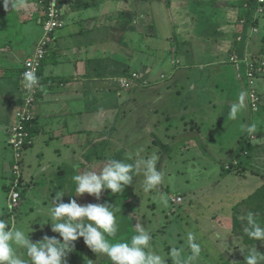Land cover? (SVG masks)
Returning a JSON list of instances; mask_svg holds the SVG:
<instances>
[{"label": "crops", "instance_id": "crops-1", "mask_svg": "<svg viewBox=\"0 0 264 264\" xmlns=\"http://www.w3.org/2000/svg\"><path fill=\"white\" fill-rule=\"evenodd\" d=\"M251 3L256 5V0H64L65 24L54 31L38 68L44 91L39 90L35 97L34 118L29 124L32 141L22 150L25 180L19 177V202L9 207L15 178L13 158L7 151V129L23 101L21 74L43 35L40 19L45 12L38 0H23L19 10L7 11L0 0V185L7 192V204H3L7 211L0 218H11L14 223L19 208L18 227L32 223L33 229L28 230L33 231L30 236L34 241L45 234L58 236L48 225L42 232L39 224H46V210L57 193L66 192L64 202L75 195L71 178L77 169L99 171L109 158L156 153L160 156L157 168L165 174L164 184L144 193L140 175L123 193L114 195L131 208L128 216L133 229L135 224L141 226L137 213L145 200L159 199L162 193L170 197L167 192L171 186L196 184L197 191L188 188L189 195L178 193L180 203L170 199L168 207L158 204L163 217L155 214L156 203H145L152 210L148 224L164 233L167 225L168 229L181 220L183 226L200 233L205 246L214 244V254L226 256L231 264H244L246 249L258 247L257 242L248 240L245 222L234 215L228 218L227 213H210V205L195 194L211 184L207 183L212 182L210 172L217 174L212 184L222 181L223 165L237 161L244 141L251 145L255 141L241 125L258 126V119L264 116L250 108L244 74L246 62L264 63V36L258 37L264 11L253 16ZM230 54L244 59L240 69ZM132 71L139 74V82L122 88L118 78ZM259 81L264 82V65L256 73L255 87ZM241 92L245 93L246 107L232 120L228 113ZM259 97L260 111L264 93ZM260 160L256 163L264 167ZM244 167L246 163L240 166ZM202 170L200 178H186L189 171L192 176ZM175 174L184 177L174 179ZM237 175L241 177L239 188L245 190L243 184L251 182L248 174ZM258 184L254 182L257 190L264 185ZM232 191L235 196L236 189ZM204 193L203 199L214 194L212 205L217 207L215 193ZM111 194L110 190L103 192L99 201L87 193L75 198L84 203L89 198L91 203H112ZM244 194L240 199L246 197L250 206L251 196ZM183 204L182 214L188 218L178 219L175 211ZM252 205L259 217V202ZM3 207L1 204L0 210ZM193 210L196 215L189 218ZM239 222L241 225L235 227ZM177 227L173 230L176 234ZM176 238L182 240L185 235ZM222 240H226L225 252L217 250ZM166 245H162L164 251L169 247ZM68 256L73 260L74 256Z\"/></svg>", "mask_w": 264, "mask_h": 264}, {"label": "clouds", "instance_id": "clouds-1", "mask_svg": "<svg viewBox=\"0 0 264 264\" xmlns=\"http://www.w3.org/2000/svg\"><path fill=\"white\" fill-rule=\"evenodd\" d=\"M3 6L6 11L19 10L23 0H3ZM28 68L22 74V87L31 94L40 85V78L30 64ZM40 90L44 91L42 87ZM245 107V93L241 92L238 101L230 107L229 117L236 120ZM241 128L249 136L258 130L255 123L241 125ZM159 160L156 153L141 157L137 152L128 153L123 159L109 158L99 171L77 169V174L71 178L75 195H70L68 202H64L66 192L57 193L44 216L48 223L41 224V228L50 225L51 231L58 236L45 234L34 241L30 236L33 231L28 230L33 229L32 223L18 227L0 218V264H68L67 257L75 248L74 242L81 237L95 255L107 257L111 264H167L168 258L172 264H199L203 240L198 232L187 230L184 244L172 245L164 251L154 243L152 231L143 226L135 224L130 237L120 236L118 213L121 209L113 203L82 204L75 198L87 193L99 201L107 190L113 195L123 193L133 183V178L140 175L143 176V192L151 193L165 182V174L157 168ZM169 201L168 194L162 193L158 202L168 207ZM242 220L246 222L244 232L247 237L264 242V223L259 220L258 213L249 210ZM217 238H220L219 233ZM244 264H264V253L259 252L256 245L247 248Z\"/></svg>", "mask_w": 264, "mask_h": 264}, {"label": "rangeland", "instance_id": "rangeland-1", "mask_svg": "<svg viewBox=\"0 0 264 264\" xmlns=\"http://www.w3.org/2000/svg\"><path fill=\"white\" fill-rule=\"evenodd\" d=\"M256 6L257 5L251 6V8L253 10V16H259V15L263 14L264 12L261 13V12H257L255 10ZM154 8H156L155 5H154ZM157 8H159V7H157ZM157 15L159 16L158 12H157ZM262 36H264V23L263 22L261 23V26L259 28V36H258L259 39ZM240 37L241 36H238L237 39H240ZM32 54H34V50H33ZM232 55L233 54H230L231 57H232ZM32 58L33 57H31V59ZM240 60H244V59L241 58ZM24 65H25V63H24ZM256 88H257V91H258V95L263 94L264 93V82L263 81H259L256 84ZM260 88H262V90ZM256 113L257 114H259V113L263 114L264 113V99H263L262 107H261L260 111L257 110ZM258 122H259V124L257 126V129L258 130L260 129L263 133L257 131L256 133L253 134L254 136L251 139L252 140L255 139V141L253 142L252 145H255V147H259V148L256 151L251 152V153L246 152V150L242 151V154L246 156L244 158V161H245V163L247 165V167H246L247 169L245 168L244 169L245 171L242 170V169L239 170V171L236 170L237 171L236 173H235V170H233V172H230V173H227L226 171L220 170L222 172V173H220V179H222V181H220L219 184H216V185L214 183L212 184L213 181H216L215 180V177H217L216 171L210 172L208 175L211 176L212 182L208 181L207 183H211V184L206 186V187H204V188H202V187L199 188L198 193L195 194V195L198 194V196H196V197H198L201 201L203 200L204 203L210 205V206L208 205L209 206L208 211L210 213L216 211V214H220V216H225V214L227 213L228 218L232 219V216L234 215L235 217H237V219L242 220V217L244 215H246L247 211L253 210L252 203L259 202L260 206H258V208H259L260 212H259V217L258 218H259V220L262 223H264V195H261L259 193L260 196L259 195L256 196V197L253 196V194L257 190V186L254 185V182L258 181V183H259L258 185H260V186L264 183V169H263L264 167H261L259 162L256 163V161H258L259 158L261 159L260 162L261 161L264 162V116L259 118ZM259 136H260V138H259ZM7 151H8V154H10V159H11L13 157L14 153L11 152L8 147H7ZM257 151H260V153L257 154ZM255 157H257V158L255 159ZM23 163L24 162H23V155H22L21 162H20V173H21L22 180L24 182V180H25V171H23ZM251 171H252V174H251ZM197 172H198V174H193L191 176V173L189 171L186 178L191 177L193 179V181H194L195 177H199L200 178L204 174L203 170L202 171H197ZM254 172H256V173H254ZM237 174H239V175L248 174V178L251 180V182L246 181V183L243 184V185H245V187H247V188H245V190L241 189V187L239 188L238 184L240 183L239 179L241 177H239ZM183 177L184 176H176V174H175V176H173L174 179H179V180L182 179ZM0 181H2V180L0 179ZM0 184H1V182H0ZM180 184L185 185L181 181H180ZM226 184H227V186H226ZM1 185H0V206L2 204V207H3V204H5V203L7 204V202H6L7 192L4 190V188H2ZM3 185H6V181H5V183H3ZM198 186L199 185H196V184L185 185V186L174 187V188L171 186V188L169 187V191L167 193H169L171 195L170 199H171L172 196H177L178 193H180V192L184 193L186 195H189V192H187V189L189 188L191 190L197 191L198 190ZM226 187H227V190H226ZM236 187H238V188H236ZM232 189H234V190L236 189L235 196L233 194ZM228 190L230 191V193L227 192ZM203 192H205L206 195H210L212 192L215 193V195H216V197H215L216 200L215 201L217 202V203L215 202V204H217V207H215V205L214 206L212 205L214 203V202L212 203V201H213L212 197H213L214 194L209 199H203V195H202ZM225 192H227L228 194H225ZM243 192L245 194L249 193L250 194L249 196H253L254 197L252 199V203L250 204V206H249L248 201L246 200V197L243 198V199H245L244 201L242 199H240V196L242 194H244ZM195 195H193V196H195ZM117 197L118 196H114L113 194H111V198L110 199H111L112 203H114V205L116 207H119L121 209V211L118 213V217H119V220H120V233H119V235L123 236V237H130L134 233V229H133L132 222H131L133 220L130 221L129 220L130 217L128 216V210H130L131 208L129 209L128 207H126V204H124L120 199L118 200ZM150 198H152V197H150ZM247 199H249V198H247ZM146 201H148V202H146ZM158 201H159V199L152 198L151 200H145V203H147L149 206L152 203H156L157 207L155 208L154 212H155V214L160 215L161 217H163L164 212H163V209H162V205L159 206L158 204H160V203ZM243 202L245 203V205L243 204ZM78 203L85 204L84 202H82V200H81V202L78 201ZM86 203H91L90 202V198L88 199V201H86ZM93 203H95V202L93 201ZM145 203L140 207V213H137V214H138L139 219L141 220V226H143V227H145L147 229H150L152 231V235L154 237V242L156 244L160 245L161 247L164 244H167L166 246H169V247L172 246V245H175V246L179 247L181 244H184L185 243V239L183 238V235H185V232L187 230H189L188 229L189 227L183 226L184 223L182 224L181 220H179V222L177 224L173 223L171 225V227L168 228V229H167V227H168V225H167L163 229L164 233L157 231L156 230L157 228L155 227V225L154 226H152L151 224L149 225L148 224L149 222H147V218L150 219V217H151L150 215L152 214V210L147 205H145ZM184 207H185V205L183 204L182 207H177L176 208V211H175L176 214L175 215L179 216L178 219H180V217L188 218L187 215L184 216L182 214L184 212ZM223 207L226 208V211H223V209H222ZM18 209L16 211L17 217L16 218L14 217V224H16L17 226H19V220H20V218L18 216L19 215L18 214ZM5 210L7 211V207L6 206L1 208L0 214L2 212H4ZM165 211L167 212V210H165ZM261 211H262V213H261ZM139 214H140V216H139ZM141 214H143V215H141ZM195 215H196L195 210H193L190 213L189 218H192ZM141 218H143L144 221ZM6 220H8V221L10 220L9 222L11 223V218H7ZM47 223H48V221H46V224ZM41 224H43V223L39 224V228L41 230H43L42 232L46 231L47 230L46 228H44V227L41 228ZM240 225H241V222L237 223L235 227L240 226ZM48 226H50V225H48ZM174 226H178L177 227V229H178L177 234L175 233V231H173V230L176 229V228L174 229ZM262 226H264V224H262ZM236 232L238 233V230ZM49 236H50V234H49ZM177 236H182L183 239L179 240V239L176 238ZM82 240H83V238H82ZM244 240H245V238H244ZM225 241L226 240H224V241L222 240L221 242H223V243L219 242V247H218L217 250H222V251L224 250ZM260 242L261 241L257 242L258 243L257 249H261L260 252L264 253V242H261V243ZM74 243H76V241ZM208 245L209 244H207L205 246L204 243H203V246L205 248H203V250H202V253H201L202 255H201V259L199 261V264H222V263L231 264L230 262L227 261L226 256H218L217 254H214V251H216L214 249V244L211 247H209ZM246 246H250V245H246ZM169 247H167L166 249L168 250ZM89 250L90 249L88 247H85L83 256L79 260L75 259V257L73 258V260H71V258L68 256L67 257L68 264H105V262L107 264H111V262L105 256H97L96 255V256H92L91 257V254H90ZM225 251L226 250H224L223 252H225ZM73 261H74V263H73ZM167 264H172L171 258H168Z\"/></svg>", "mask_w": 264, "mask_h": 264}, {"label": "built area", "instance_id": "built-area-1", "mask_svg": "<svg viewBox=\"0 0 264 264\" xmlns=\"http://www.w3.org/2000/svg\"><path fill=\"white\" fill-rule=\"evenodd\" d=\"M39 4L44 8V17L40 19L43 28V35L41 39L37 42L34 47V54L26 59L25 68L22 74L29 70L28 65L35 70L38 76V68L41 61L47 54L48 46L52 42L53 33L55 30L64 26V0H38ZM257 12L264 11V0H256ZM31 57H33L31 59ZM235 55L231 57V60L235 62L237 68H239L240 60ZM264 63H261V66ZM255 65L252 61H248L245 64V76L248 81L249 91V105L253 112H256L260 108V97L258 95L257 89L255 87V77L256 73L259 72L260 67ZM240 69V68H239ZM21 74V76H22ZM22 78V77H21ZM140 76L137 72L132 71L129 74H125L118 78V84L125 89L132 88L136 83L139 82ZM23 80V79H22ZM40 90V85L29 94L26 90L24 91V97L21 106L16 110L13 122L9 125L7 129V142L12 150L13 163L11 166V171L14 175V185L9 192V203L8 206L17 205L20 198V191L17 186L19 184L20 174V162L22 158V150L25 144L31 143L30 131L27 129L29 122L33 120V105L35 97ZM236 163V162H234ZM228 167V166H226ZM182 200L181 195L172 196L171 202L174 204L180 203Z\"/></svg>", "mask_w": 264, "mask_h": 264}, {"label": "trees", "instance_id": "trees-1", "mask_svg": "<svg viewBox=\"0 0 264 264\" xmlns=\"http://www.w3.org/2000/svg\"><path fill=\"white\" fill-rule=\"evenodd\" d=\"M252 4V3H251ZM254 4H252V6H253ZM31 122H32V120H31ZM31 122H29V124H31ZM27 129L30 131V136H31V141H32V134H33V132H32V130L31 129H29V125L27 126ZM30 143H28V144H25V146H28ZM7 146L9 147V149H10V151L12 152V150H11V148H10V146H9V144H8V142H7ZM24 146V147H25ZM255 148V145H251V143H249V142H243L242 143V145H241V147L239 148V150L237 151V154H236V157L239 159H237V161H231L230 163H227V164H224L223 165V168H224V171H226L227 173H230V172H232L233 170H235V172H237L236 170H240L241 168H240V166H242L243 164H244V159H243V156H245V155H243L242 154V151L243 150H246V152H249V153H251L252 151H253V149ZM242 154V155H241ZM234 162H236V163H234ZM233 165H232V164ZM226 166H228V167H226ZM245 168V167H244ZM257 195H256V194ZM254 194H253V196L254 197H256V196H258L259 195V193L261 194V195H264V185L263 186H261V188H259L256 192H255ZM253 196H251V198L250 199H253L254 197ZM260 196V195H259ZM114 204V203H113ZM240 223V222H239ZM249 241H250V239H248ZM252 242H254V243H256V241H252ZM258 242V241H257ZM75 244V248H74V250L70 253V256H74L75 257V259H77V260H79L82 256H83V253H84V250H85V247H87V245L84 243V241L82 240V237L81 238H79L77 241H76V243H74ZM90 251V254H91V257L92 256H95V254L91 251V250H89ZM77 256V257H76ZM222 264H225V263H222Z\"/></svg>", "mask_w": 264, "mask_h": 264}]
</instances>
